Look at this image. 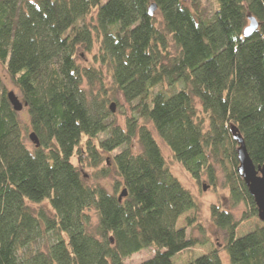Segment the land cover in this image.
<instances>
[{
    "label": "trees",
    "instance_id": "16d2710c",
    "mask_svg": "<svg viewBox=\"0 0 264 264\" xmlns=\"http://www.w3.org/2000/svg\"><path fill=\"white\" fill-rule=\"evenodd\" d=\"M216 1L204 17L197 0H0V65L37 139L31 149L24 143L0 77V264H125L146 250L153 255L138 264H173L206 245L200 226V239L176 227L197 202L157 139L197 182L205 174L214 184V168H222L232 208L252 199L230 128L264 167V0ZM249 17L257 28L246 36ZM79 47H97L98 67L76 62ZM164 85L180 88L166 96ZM112 92L134 104L124 127L107 120ZM84 155L101 178L110 162L118 177L111 193L85 183L73 161L82 165ZM45 202L52 216L30 207ZM252 217L254 203L238 221L210 207L230 264H264V224L236 233ZM43 232L52 238L41 248ZM186 264L222 263L215 249Z\"/></svg>",
    "mask_w": 264,
    "mask_h": 264
},
{
    "label": "rangeland",
    "instance_id": "374dc122",
    "mask_svg": "<svg viewBox=\"0 0 264 264\" xmlns=\"http://www.w3.org/2000/svg\"><path fill=\"white\" fill-rule=\"evenodd\" d=\"M199 3V9L202 12V15L204 17H209L215 8L218 7L216 0H197ZM191 0H184V3L187 6H190ZM94 12L91 14V16H87L85 19V22L87 24L94 23ZM155 19L159 20L160 17L158 14H155ZM170 51L174 52V48L172 44L170 43ZM97 53V47L93 48L91 52H86L83 50L82 47H79L76 50V62L80 64L81 66H95L98 67V64L93 60L94 55ZM103 73L105 75V87L108 88V91L111 92V78L104 68H102ZM0 77L2 79L4 88L6 90V93L9 91H13L14 94L21 100L20 93L18 89L13 85L11 80L9 79L8 75L6 74L4 68L2 65H0ZM161 88V87H160ZM180 86H177L176 88H171L167 85H164L162 89H160V92H162L166 96H170L173 93H175ZM89 90L90 87H87ZM99 89L98 86L92 89L94 93ZM114 95V99L110 101V103H113L115 105L114 112L111 113V116L107 118L108 122L113 123L115 125H119L124 127L125 121L127 118L131 117L133 114L134 104H127L124 102L123 98L120 94L116 92H112ZM110 95V93H109ZM17 116L20 122V125L22 127V134L24 137V143L28 148H32L33 144L29 139V134L31 133L30 130V123H29V116L27 113L26 107L23 108L20 112H17ZM153 132V130H152ZM154 134V132H153ZM105 135H101V138H103ZM156 136V135H155ZM157 139V138H156ZM157 142L159 144L161 153L163 155V158L166 162V165L168 166V169L170 172L181 182V184L188 189L191 194L194 196L196 202H197V210L195 212L189 211L183 216H181L177 222L176 227L177 228H185L186 232L198 239L201 238V233L198 228L200 226L202 230H204V237L208 239L206 245L204 246H195L190 251L182 252L181 254L175 255L172 259L173 264H186L188 256L193 255L194 258L200 257L204 254H208L212 252L215 249H218L219 258L221 260L222 264H230L228 255L225 250H222V247L225 243V236L224 233L218 230L213 223L210 220V207L212 205L221 207L224 210H228L232 212L235 220H240L242 214L245 211H249V205L253 203L252 199H248L247 201L235 206L232 208L230 201L228 200V189H227V183H226V173L225 171L220 168L218 165L214 168V184H211L205 174H202L200 176V181H195L181 166V164L177 163L170 152V150L159 140L157 139ZM98 141H95V144L97 145ZM84 140L81 143V146L83 147ZM101 156H103L104 159L109 158L110 156L105 153H100ZM85 156L84 163L82 165L76 162V159H74V163L80 168L81 174L84 176V181L88 185H100L105 190H107L109 193L113 191V185L117 182L118 177L115 174L114 169L111 167L110 162L108 163V176L106 178H101L97 175V168H92L88 166L87 156ZM104 163V162H103ZM206 187V190H203V187ZM31 209L35 212H38L39 210H43L47 215L52 216V210L48 206V204L45 202L43 204H31ZM92 216L94 214L92 213ZM186 219H189L191 221L188 225ZM262 222L259 221L257 217H252L247 221L242 222L237 230L236 233L238 236L246 234L250 231H252L255 227L261 226ZM50 234L44 233L42 235V238L38 241L39 246L41 248H44L48 243H50L51 240ZM153 250H146L139 252L137 254H134L129 259L125 261V264H138L141 263L148 258H150L153 255Z\"/></svg>",
    "mask_w": 264,
    "mask_h": 264
},
{
    "label": "water",
    "instance_id": "95a60500",
    "mask_svg": "<svg viewBox=\"0 0 264 264\" xmlns=\"http://www.w3.org/2000/svg\"><path fill=\"white\" fill-rule=\"evenodd\" d=\"M156 9L155 5L150 7V12H154ZM249 24L244 29V35L248 36L252 34L257 28V22L255 19L249 17ZM7 100L12 107L14 112H20L27 105L25 102H22L13 91L6 93ZM115 105L111 103L109 109L111 113L114 112ZM230 132L232 138L237 144L236 148V158H237V173L241 177L243 183L245 184L249 195L251 196L253 203L256 207L257 218L264 224V167L258 165L255 166L250 159L243 138L239 134L236 128L231 127ZM30 141L37 145V139L33 133L29 134ZM203 190H206V187H203ZM126 196V190L123 189L119 196L118 201Z\"/></svg>",
    "mask_w": 264,
    "mask_h": 264
}]
</instances>
